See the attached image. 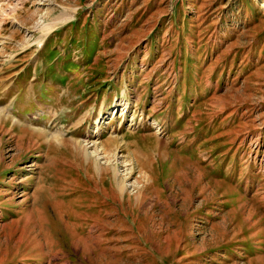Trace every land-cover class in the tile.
<instances>
[{
    "label": "rangeland",
    "instance_id": "374dc122",
    "mask_svg": "<svg viewBox=\"0 0 264 264\" xmlns=\"http://www.w3.org/2000/svg\"><path fill=\"white\" fill-rule=\"evenodd\" d=\"M0 110V264H264V0H0Z\"/></svg>",
    "mask_w": 264,
    "mask_h": 264
},
{
    "label": "bare ground",
    "instance_id": "6f19581e",
    "mask_svg": "<svg viewBox=\"0 0 264 264\" xmlns=\"http://www.w3.org/2000/svg\"><path fill=\"white\" fill-rule=\"evenodd\" d=\"M0 111H1V110H0ZM2 118H3V115H1V113H0V120H1ZM5 121H6V119H5ZM51 142H52V141H50L49 144H51Z\"/></svg>",
    "mask_w": 264,
    "mask_h": 264
}]
</instances>
